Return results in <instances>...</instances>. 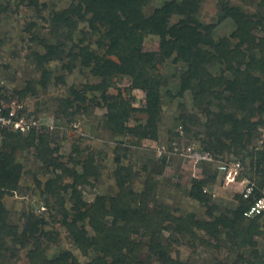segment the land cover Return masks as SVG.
<instances>
[{"label": "trees", "instance_id": "16d2710c", "mask_svg": "<svg viewBox=\"0 0 264 264\" xmlns=\"http://www.w3.org/2000/svg\"><path fill=\"white\" fill-rule=\"evenodd\" d=\"M38 7V0H22ZM150 0H77L75 6L54 11L53 21L63 27L76 30L79 21H87L95 33H103V55H98L90 48V44L79 45L72 53L80 56L82 66L91 74L99 77V81L86 83L83 90L76 89L74 96L59 99L56 116L68 113L72 108L77 110L87 101L88 91L106 93V125L116 136L134 133L139 138H156L157 121L162 110L161 86L164 82L157 72L158 65L176 49V59L187 63L182 76L180 94L191 91L200 108L207 115L205 126L206 138L212 146L221 150L234 148L237 151H250L251 169L255 171L264 185V144L257 150L250 149L252 138L262 134L258 131L264 125V57H258L257 36L252 33L248 21L250 15L241 6H231L228 0H219L224 14L220 20L232 18L236 28L231 36L216 38L214 29L217 23H207L199 14L205 0H168L163 5L147 14L146 8ZM260 12L253 15L256 25L264 30V0H259ZM174 16L181 18L172 22ZM147 34H155L161 38L158 51L144 49V38ZM101 37V36H100ZM106 40V41H105ZM61 45H52L46 54L36 53L38 65L60 55ZM248 60L243 64L239 58ZM238 58V59H237ZM225 65L220 74L211 72V67ZM70 67V65H69ZM255 72H258L256 74ZM48 71L44 70L41 85L46 86ZM129 75L133 78L134 87L147 91V104L143 111L148 114L146 124L131 127L126 124L132 108L129 102L119 94L110 92L118 76ZM31 83L21 91L29 92ZM31 92V90H30ZM32 94L35 92L32 89ZM97 104L99 101H97ZM81 108V107H80ZM86 109V107L84 108ZM80 110V109H79ZM239 113L241 116H239ZM186 118V117H185ZM256 118V120H254ZM3 136L16 137L11 144L14 152L35 146L44 166L52 168L55 173L45 183L44 191L58 198L62 208L63 225L74 244L90 256L86 262L79 260L72 250H62L57 256L49 258L43 243L47 231L43 229L46 220L33 211L34 221L26 225L12 224L8 220V211L3 202L7 192H14L19 186L22 166L16 161L14 153H0V264L7 259L8 252L17 247L28 248L29 264H186L171 254L172 237L167 243L161 236L166 230L194 234V227L206 229L218 237L222 227L234 230L235 244L238 249L252 248L250 256L239 254L234 264H264V252L258 248L257 236L264 240V215L246 217L244 212L251 206V200L245 199L241 193L237 197L241 204L231 214H215L216 205H210L211 221L197 220L192 216L183 217L161 208L158 215H153L147 205L149 193H138L126 189V179L133 178V167L128 163L127 147H119L116 155V180L118 194L110 203L100 199L89 201L82 185L89 183L91 177H99L101 166L93 155L85 159L82 171L70 167L53 155V149L46 127H33L25 133L3 131ZM226 140H230L227 142ZM213 153L210 149H204ZM165 161V159H163ZM73 177L72 183H63L65 177ZM149 192H153L156 183L151 176L147 180ZM207 181L195 179L190 191L192 198L203 204H209L211 195L204 191ZM72 190V206L68 209L65 196ZM257 196L263 193L256 190ZM136 205V206H135ZM81 212L88 219L93 229L70 219L71 212ZM230 212V211H229ZM111 218V219H110ZM148 234L149 243L137 236ZM134 235L136 237H134ZM147 252V258L143 253Z\"/></svg>", "mask_w": 264, "mask_h": 264}, {"label": "rangeland", "instance_id": "374dc122", "mask_svg": "<svg viewBox=\"0 0 264 264\" xmlns=\"http://www.w3.org/2000/svg\"><path fill=\"white\" fill-rule=\"evenodd\" d=\"M38 1L39 6L35 7L22 0H0V105L14 106V109H20L24 116L38 121L36 127H46L53 155L62 163L81 172L82 162L90 155L94 156L101 166V174L99 177H91L89 183L82 185L89 201L97 198L109 204L111 198L118 194L115 159L119 147L128 148L127 161L134 170L133 178L125 180L126 189L138 193L148 192L150 197L146 199L147 205L153 215H158L160 209L166 207L178 216H192L197 220L211 221L213 217L209 211L210 205L217 206L215 214L230 215L231 211L241 204L237 197L239 187L225 183L222 174L217 170V163L195 162L181 154L182 149L188 145H193L201 151L210 149L218 159L240 160L244 167L243 175L254 180L257 190L264 194V185L260 186L258 175L251 169V157L248 156L250 151H237L234 148L221 150L205 140L207 115L198 106L191 91L180 94L187 63L176 59V49L170 50L169 55L158 65L157 72L164 85L161 86L163 105L157 121L155 139L139 138L134 133L123 137L116 136L106 125V93L101 91L86 92L88 98L95 97L97 100L87 101L79 107L80 110L72 108L68 113H61L57 117L56 110L60 98H72L76 89L83 90L86 83L99 81V77L82 66L81 57H73L72 53L79 49V45L89 43L93 52L103 55L104 46L103 42H100L103 33H95L87 21H79L76 30L60 26L53 21L54 11L75 6L77 0ZM167 1L150 0L146 13H152ZM228 2L231 6L243 7L250 15L248 21L252 26V33L258 38L256 52L258 57H264V30L256 25V19L253 17L261 10L259 0ZM223 14L219 0H205L200 10L201 20L217 23L214 29L216 38L231 36L236 28L232 18L220 20ZM180 18L174 16L172 22H177ZM160 44L161 38L158 35L147 34L144 38L145 50L158 51ZM52 45H61L62 52L42 67L39 66L36 53L44 55ZM247 60L248 57H242L237 61L244 64ZM224 68L225 65H215L210 70L214 74H220ZM44 70L49 73L46 86H42L40 82ZM29 83L31 92L33 89L35 94L30 90L21 94ZM133 85L131 76H118L110 92L121 95L129 102L132 110L126 124L137 127L146 124L148 119V114L143 111L147 104V91ZM14 101L22 104L23 108H18ZM97 101L101 104H97ZM258 129L262 134L252 138L250 149L254 147L257 150L264 144V125H260ZM14 140V136L6 139L3 132L0 135V153H14L16 161L22 166L17 190L7 192L3 198L9 222L26 225L35 220L33 211L36 209L39 217L46 220L43 229L47 231V235L43 237V243L47 256L53 258L62 250L69 249L82 262L88 261L90 256L84 255L74 244L63 225L62 208L58 204V198L44 191L47 180L55 176L52 168L44 166L42 159L37 156L35 146L14 152L11 144ZM226 141L231 143L230 140ZM177 145L178 150H175ZM150 176L153 183H156L153 192H149L147 186ZM195 179L207 181L204 191L211 195L209 204L205 205L191 197L190 191ZM73 181V177L68 176L63 183ZM61 192L65 196L66 206L71 208L72 190L69 189L65 193L61 189ZM70 219L86 226L90 234L94 233L83 213L72 211ZM260 223L263 224L264 220ZM221 230L218 237L206 229L196 227L194 234L186 235L166 230L161 238L164 243L172 237L175 238L172 241L171 254L186 264H234L239 254L251 255L252 248H237L232 228L222 227ZM137 237L146 243L150 241L148 234ZM256 239L258 248L264 252L263 238L257 236ZM16 247V254L10 249L2 264H29V249ZM143 255L145 258L148 256L147 252ZM151 264L161 263L152 260Z\"/></svg>", "mask_w": 264, "mask_h": 264}, {"label": "built area", "instance_id": "2783aa9c", "mask_svg": "<svg viewBox=\"0 0 264 264\" xmlns=\"http://www.w3.org/2000/svg\"><path fill=\"white\" fill-rule=\"evenodd\" d=\"M18 108H23L22 104L14 101ZM38 126V121L28 118L20 113V109H14V106L5 107L0 105V135L3 131L16 133H25L33 127ZM53 127V126H51ZM178 150V145L175 150ZM161 153L163 150L161 149ZM183 156L192 159L195 162L206 161L217 163V170L222 174L227 185L239 187V192L245 199L251 200V206L244 212L246 217L254 215H264V194L257 196L256 182L243 175V164L240 160L218 159L209 151H201L193 145L184 147L181 151Z\"/></svg>", "mask_w": 264, "mask_h": 264}]
</instances>
